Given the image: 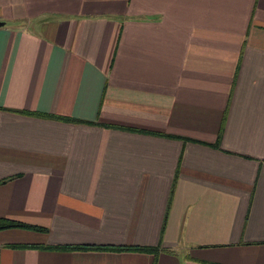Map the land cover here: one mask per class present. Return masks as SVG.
<instances>
[{"label": "crops", "instance_id": "obj_1", "mask_svg": "<svg viewBox=\"0 0 264 264\" xmlns=\"http://www.w3.org/2000/svg\"><path fill=\"white\" fill-rule=\"evenodd\" d=\"M0 20V264H264V0Z\"/></svg>", "mask_w": 264, "mask_h": 264}, {"label": "trees", "instance_id": "obj_2", "mask_svg": "<svg viewBox=\"0 0 264 264\" xmlns=\"http://www.w3.org/2000/svg\"><path fill=\"white\" fill-rule=\"evenodd\" d=\"M68 118V117H67ZM10 226H27V227H36L21 221L17 220H12L8 218H0V229L5 228V227H10ZM24 245V244H20ZM84 245H68V246H63V247H83ZM149 250H155L154 247L147 248Z\"/></svg>", "mask_w": 264, "mask_h": 264}, {"label": "water", "instance_id": "obj_3", "mask_svg": "<svg viewBox=\"0 0 264 264\" xmlns=\"http://www.w3.org/2000/svg\"><path fill=\"white\" fill-rule=\"evenodd\" d=\"M4 24V21L3 20H0V26Z\"/></svg>", "mask_w": 264, "mask_h": 264}]
</instances>
